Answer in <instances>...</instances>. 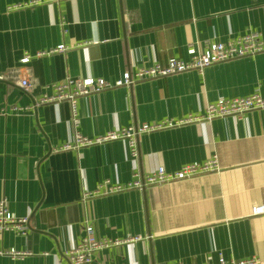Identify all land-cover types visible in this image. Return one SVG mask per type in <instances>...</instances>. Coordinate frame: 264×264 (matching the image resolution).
<instances>
[{"label":"crops","instance_id":"0c3cea01","mask_svg":"<svg viewBox=\"0 0 264 264\" xmlns=\"http://www.w3.org/2000/svg\"><path fill=\"white\" fill-rule=\"evenodd\" d=\"M0 0V200L30 218L28 235L0 233V264H69L63 251L94 219L99 238L131 239L91 264H211L258 257L264 264V109L144 133L139 156L123 140L56 150L72 137L71 104L36 101L67 77L110 81L189 46L250 32L264 40V0H63L19 9ZM60 44L66 52L37 56ZM26 54L31 55L24 62ZM264 96V52L117 86L78 99L79 130L91 137L120 127L183 118L219 97ZM216 159L195 177L97 195L105 179L127 183L135 169Z\"/></svg>","mask_w":264,"mask_h":264},{"label":"built area","instance_id":"2783aa9c","mask_svg":"<svg viewBox=\"0 0 264 264\" xmlns=\"http://www.w3.org/2000/svg\"><path fill=\"white\" fill-rule=\"evenodd\" d=\"M63 0H30L27 2L16 3L9 9H19L23 7L35 6L43 3H59ZM70 46L60 44L53 49L41 51L37 56L50 55L55 52H66ZM264 52V40L260 34L250 32L244 35L232 36L227 41H213L207 43L202 50L193 45L189 46L190 58L188 60L172 57L166 64L155 62L149 66L138 67L134 72L127 71L121 79L110 81L104 78L95 77H67L63 81L54 82L47 85L52 93L45 92L36 101V105L52 103L66 100L71 104L73 125L72 137L64 145L56 147V150L79 149L81 147L102 144L112 140H123L127 144L128 154L136 159L139 156V137L148 132L161 129L177 127L188 123H210L217 118L238 117L242 118L250 111L264 109V96L259 92H254L241 97H219L216 101L206 104L201 112L190 113L186 117L175 119L167 118L151 123H141L127 127L115 128L105 134L91 137L84 135L79 130L78 99L81 96L99 93L105 89L117 86L131 87L135 83L156 77L169 76L190 70L203 72L205 68L227 60L242 58L245 56L256 55ZM31 55L26 54L24 62L29 61ZM217 168L216 159L205 162H193L182 165L175 171H168L163 166L157 167L148 173H141L135 169L131 181L121 183L108 178L100 183L96 189L83 191L82 201L87 203L92 197L106 195L114 192L125 191L133 188L143 189L147 186L163 185L166 183L179 181L203 173L213 171ZM252 215H264V203L254 205ZM84 234L77 244L72 245L63 251V256L69 264H91L96 255L109 248L124 244L131 239L120 238H99L95 232L94 219L86 216L83 220ZM30 230V218L28 216L19 217L14 215L5 198L0 200V233L13 231L17 234L28 235ZM13 257H23L30 254L27 251L10 249L1 251ZM211 264H262L258 257L244 259H225L219 258L217 263Z\"/></svg>","mask_w":264,"mask_h":264}]
</instances>
